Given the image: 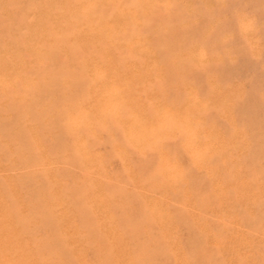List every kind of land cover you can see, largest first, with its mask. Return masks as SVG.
<instances>
[{"label":"rangeland","instance_id":"rangeland-1","mask_svg":"<svg viewBox=\"0 0 264 264\" xmlns=\"http://www.w3.org/2000/svg\"><path fill=\"white\" fill-rule=\"evenodd\" d=\"M40 1L34 0V4L32 0H0V48L5 40L20 45L24 39H35L38 35L36 38L42 36L43 41L45 38L49 41L55 36L54 22V26L51 23L49 26L33 28L36 20L39 22L47 18L57 20L51 12L49 16L45 15L46 7L49 2L52 3V0ZM74 1H61L69 5L64 4V11H60L57 17L66 18ZM93 1L97 4L95 8L97 14L105 16L107 20L113 15L124 14L121 15L124 16V21L120 29L111 30L110 25L104 26L105 30L102 31L106 34L102 33L104 37L101 43L106 45L113 37L115 48L112 52L115 61L117 65H126L127 72L126 68H123V74L109 75L115 76L116 82L127 84V87L114 94L105 86L102 90L94 91L95 93L92 91V94L88 88L94 82L92 76L94 74H28L35 79L38 86L36 90H40H37L39 96L36 94L27 97L29 102L31 100L35 102V110L34 107L29 110L32 112L31 115L27 112L28 107L18 105L11 97L12 101L8 99L9 96L5 95L6 98L2 93V96L0 94V183L4 184H0V201L3 207L11 212L19 211V207H26L22 221L15 225L14 230L9 228V232L12 233L31 221L32 224L26 230L28 233L26 235L29 237L25 240L28 243L23 241V250L36 255L42 248L44 254L54 257L52 264H264V0H107L105 3L101 0ZM57 3L60 2L53 0V4ZM39 11L41 14L44 13L42 14L44 17H41V14L37 15ZM7 12L8 14L10 12L11 16L7 15ZM93 13L96 14L94 11ZM101 24L105 25L106 22L102 20ZM77 26L72 20L70 23L65 22L63 34H66V38L54 37L57 43L68 46L70 57L74 58L82 53L79 49L76 51L73 48L75 47L73 36L79 31ZM19 28L24 29L21 31ZM45 28L48 30L46 31ZM79 29L81 32L79 31L78 35H87L86 42L83 40V46L89 47L93 41L92 32L85 24ZM73 32L75 33L72 34ZM42 33L49 34L50 38ZM100 34L98 32L99 36ZM27 46L29 45L23 46L25 51L23 47L20 48L22 55H20L21 61L16 65L18 69H26L28 61L33 59V55L30 54L33 50ZM49 52L51 55H58L55 49L51 48ZM132 66L133 69L141 70V74H130ZM150 69H152L150 74H143ZM49 76L71 80V85L76 80L72 85L75 93L72 95L71 108L76 117L79 116V122H82L77 128L75 126L74 128L72 123H68L69 118L65 116L68 102L63 96L67 90L66 85L62 86V83L56 81L49 85L46 82ZM110 92L113 95L109 94ZM89 94L92 99L89 98ZM94 94H97L96 98ZM84 95L86 98L83 97ZM87 97L89 101L95 103H91L89 122L85 123L82 121L84 118L82 113L85 107L84 100H88ZM101 98L104 102L99 101ZM50 103H56L55 107L57 106L56 110H58L48 108L47 112L46 107ZM104 103H107V108ZM109 103L113 105L110 106ZM116 105L117 107H114ZM23 107L26 108V116L30 115L34 120L29 117H24L23 120L26 114ZM109 108L119 109L110 112ZM138 113L140 116L137 117ZM20 115H22L21 123L18 120ZM41 115H44L45 119H42L44 116ZM134 118H137L136 121ZM27 122L30 123V127ZM34 126L37 127L36 130ZM142 126L145 128L143 132ZM147 129L150 136L146 135ZM78 130L81 131L77 132ZM187 133H191L186 137L188 140L185 138ZM11 134L15 135V138ZM193 135L198 138L197 142ZM76 136L83 139L82 146L76 142ZM35 138L40 139L42 143L40 150L35 146ZM192 138L195 140L192 141ZM4 140L6 141L3 144ZM51 140L54 142L51 143ZM157 140L161 141L157 143ZM153 141H156V145H151ZM142 143L148 146L145 147ZM32 146L33 150L30 149ZM83 150L91 152V165L81 160ZM161 151L165 154H161ZM198 151L199 153L196 154ZM41 152L39 160L36 156L38 157ZM51 154L53 155L50 156ZM31 156H33L32 162L29 160ZM45 156H49L52 165L42 168V157ZM55 156L57 158H54ZM166 160H171L176 170L169 165L170 161L167 163ZM24 161L27 163L24 164ZM166 163L168 168L165 166ZM64 164L67 166L64 167ZM14 165L23 169H18ZM158 165H160L159 172L156 170L159 168ZM12 167L18 169L16 175L19 177L15 175V178L16 170H12L14 169ZM155 170L157 172H153ZM151 172H153L152 176ZM157 173L162 175L164 173V180L159 174L163 181H157L159 179ZM62 174L63 176H60ZM30 176L32 179H29ZM37 176L42 178L36 179ZM152 177L155 180L151 182ZM148 181L151 184L148 185ZM40 183L42 186L49 185L43 189ZM36 184L37 187L40 186L39 191L37 190L40 195L38 193V198L34 199ZM19 186L28 188L19 189ZM25 191L34 193V198L30 192L28 193L32 197L27 192L24 193ZM5 193L8 195L5 196ZM55 193L64 199V203L50 210L48 205ZM39 197L45 202H41ZM37 201L39 204H45L44 207L42 205L43 211ZM11 203L14 204L9 205ZM30 203L36 204L33 207L30 205L31 210L28 207ZM153 206L158 208L155 209ZM37 209L41 210L40 214ZM148 209L150 212L147 211ZM26 211L32 215V218H29L30 215L28 216ZM32 211L34 214L38 213L39 217L31 214ZM152 213L165 215L162 216L165 218L164 225L155 224L156 220L153 219L155 216ZM25 215L28 218L24 217ZM42 215L47 219L42 224L44 222L47 224L49 219L52 223L51 225L49 222L50 227L48 224L41 226V228L45 226V231L39 228L41 222H37L44 220H39ZM149 216L153 218L149 219ZM80 219L83 221L80 222ZM52 220L55 223L61 221L56 223L59 229ZM19 224L22 226H18ZM33 224L37 226H32ZM70 224L77 229L75 242H72V237L68 233ZM48 228L56 232L48 234L51 231ZM29 229H34L33 234L36 232V236H32V231L29 233ZM37 233L38 235L43 233L44 240L37 236ZM30 237L36 241L29 240ZM37 237L41 240L38 241ZM55 240L56 243L53 244ZM58 240L63 246L59 245ZM32 241L36 246L32 245ZM46 241L49 242L45 243ZM148 244L150 245L147 246ZM30 246H33L32 250H28ZM44 247L51 251L44 252ZM142 248L146 252L149 250L151 256ZM141 254H144L143 257L139 256Z\"/></svg>","mask_w":264,"mask_h":264},{"label":"bare ground","instance_id":"bare-ground-1","mask_svg":"<svg viewBox=\"0 0 264 264\" xmlns=\"http://www.w3.org/2000/svg\"><path fill=\"white\" fill-rule=\"evenodd\" d=\"M33 2L32 3H34L35 4V2H34V0H32ZM36 1V0H35ZM40 1V0H39ZM55 2H56V0H54ZM58 2H60V3H57V4H53V0H52V3H48V5H47V7H46V16H49V13L51 12V13H53L54 14V17L55 18H57V20H52V19H48L47 17V19H44L43 21H42V19H41V21L39 22V20H36L34 23H33V28H35V27H37L38 26V28H39V26H43V27H45V26H49V24H53V22L56 24H53V26L55 25V29L53 28V26H51L53 29H54V31H53V33H55V38H60V37H64L65 36V38H66V34H63V32H64V30H65V27H64V23L65 22H67V23H70L71 22V20H72V22H75V24H76V26L77 25H79V26H77L78 27V30L81 32V29H79V27L81 26V25H86V27L92 32V38H93V41H92V43L90 44V46L89 47H85V46H83V40H85V42H86V37H87V35L85 34V35H78V34H80L79 33V31H78V33H75V32H73L72 34H74L75 33V35L73 36L74 37V39L75 40H73V44H74V46L75 47H73V48H75V50L77 51V49H79L82 53L78 56V57H70V49L68 48V46L67 45H65V44H63V43H57L56 41V39L54 38V37H51V39L49 40V41H46V38H45V41H43L42 39L44 38V37H40V38H36V37H38V36H36L35 37V39H28V40H25L24 38H22V36H21V39L23 40L24 39V41H22L21 42V44H22V46H21V44L20 45H17V44H13V43H11V42H6V40L4 41V44L1 46V48H0V94L2 93L4 96L5 95H7V96H9L8 97V99H14L17 103H18V105H21V106H26V107H28L27 108V112H29L30 113V115H31V111H29L30 110V108L31 109H33V107H34V105H35V102L33 101L32 102V100L29 102L28 100H27V97L30 95H36V94H38L37 96H39V93H38V91L37 90H39V89H37L36 90V88L38 87L37 86V84H36V82H35V79L33 78V77H31V76H29L28 74H94V75H92L93 76V79H94V82H93V84L88 88V91L90 90L91 92L93 91H96V90H102V88L103 87H108L107 89L109 90V91H111L112 93H114V92H116V91H118V93H119V91H121V90H125L126 89V85L127 84H125V85H123V84H121V83H118V82H116V77L115 76H113V75H109V74H123V71L124 70H122L123 68H126V72H127V66L125 65V66H123V65H117V63H116V61H115V58H114V55H113V49L115 48L114 47V42H113V40H112V38L113 37H111L112 36V34L110 35V37H111V40L106 44V45H102V43H101V40H103V37L104 36H102V33H105V32H103L102 30H105V28H104V26H109L110 27V29L111 30H118V29H120L121 27H122V25H123V19H124V16H121V15H124V14H117L116 16H114L113 15V17H111V18H109L108 20L106 19V17L105 16H103V15H99V14H97V12L95 11V8L97 7V4L96 3H94V1L93 0H75L74 2H73V4L71 5V3H70V5H71V7H70V12H69V14L68 15H66L67 17L66 18H58L59 17V13H60V11H64L63 9L65 8V7H63V5L64 4H66V3H62L61 1H63V0H61V1H59V0H57ZM103 3H105L107 0H101ZM65 2V1H64ZM96 2V1H95ZM13 3H14V1H13ZM40 3H41V1H40ZM68 3H69V1H68ZM67 3V4H68ZM66 4V5H67ZM69 5V4H68ZM6 6V5H5ZM32 6H33V4H32ZM36 7H37V2H36V5H35ZM34 6V7H35ZM4 7V6H3ZM11 7V6H10ZM69 7V6H68ZM66 8H67V6H66ZM4 9H6L5 7H4ZM33 7H32V14H33ZM41 9H42V7H41ZM8 10V9H7ZM29 11V12H30ZM40 11H42V10H40ZM40 11H39V14H37V15H40L41 13H40ZM93 11L96 13L95 15H94V13H93ZM5 13H6V11H4ZM30 12V13H31ZM67 12H68V10H67ZM118 12V11H117ZM116 12V13H117ZM4 13V14H5ZM29 13V14H30ZM13 14V13H12ZM28 14V13H27ZM42 14H44V13H42ZM42 14H41V17H44V16H42ZM7 15H9V16H11L10 15V12H9V14H8V12H7ZM57 15H58V17H57ZM28 16V15H27ZM30 16H32V15H30ZM29 16V17H30ZM34 17H35V13H34ZM33 16H32V18H34ZM27 20L29 19V18H26ZM25 19V20H26ZM36 19H39V18H36ZM11 20V19H10ZM9 20V21H10ZM24 20V21H25ZM102 20H104L105 22H106V24L104 25H102L101 24V21ZM22 21V20H21ZM137 21V20H136ZM25 23H27V24H29L28 22H25ZM32 23V22H31ZM19 25V24H18ZM22 25H24L23 23H22ZM30 25V24H29ZM11 27V26H10ZM76 27V28H77ZM26 30H27V28H26V26L24 27ZM24 28H22V29H24ZM13 29V28H12ZM18 29V28H17ZM20 29V28H19ZM22 29H20L21 31H22ZM30 29L32 30V28L30 27ZM46 29V28H45ZM19 30V31H20ZM29 30V29H28ZM38 30H40V29H38ZM48 30V28L46 29V31ZM24 31V30H23ZM36 31H37V29H36ZM41 31V30H40ZM10 32V31H9ZM31 32V31H30ZM29 32V33H30ZM38 32V31H37ZM42 32H44V31H42ZM98 32H100L101 34H100V36L98 35ZM13 33V32H12ZM11 33V34H12ZM17 33H18V31H17ZM22 34V33H21ZM25 34V33H24ZM33 34V33H32ZM39 34H41V32L39 33ZM43 34V33H42ZM71 34V35H72ZM106 34V33H105ZM13 35V34H12ZM43 35H45V33L43 34ZM46 35H48L47 37H49V34H46ZM45 35V36H46ZM19 36V35H18ZM32 36V35H31ZM89 36V35H88ZM24 37H26V36H24ZM71 36L69 35L68 36V38H70ZM27 38V37H26ZM50 38V37H49ZM49 38H47V39H49ZM21 41V40H20ZM88 41V40H87ZM84 42V43H85ZM87 43H90V42H87ZM86 43V44H87ZM85 44V45H86ZM26 45H29V46H27L28 48H32V50H33V52L32 53H30L31 55H33L32 57H33V59H31V61H28V66L26 67V69H21V68H17V64H19V63H17V62H19V61H21V56L20 55H22L20 52H21V47H23V46H26ZM26 47V48H27ZM25 47H23V49H24ZM28 48H27V50H28ZM51 48L52 49H55V51L57 52V54L58 55H54V54H50V50H51ZM139 49V48H138ZM24 51H25V49H24ZM54 51V50H53ZM23 53V52H22ZM29 53V52H28ZM28 53H26V55L28 54ZM29 55V54H28ZM26 57V56H25ZM153 59H154V57H153ZM24 61H26V60H24ZM23 62V61H22ZM21 62V63H22ZM25 63V64H26ZM151 63V62H150ZM23 65V64H22ZM146 65H147V63H146ZM26 66V65H25ZM146 67V66H145ZM130 68H132V71H131V73L130 74H141V70H138V68L136 69V68H134L133 69V66L132 67H130ZM151 71H152V69H150L149 71H145L143 74H150L151 73ZM10 74H17V75H15V76H11ZM45 76V75H44ZM59 77H61V76H59ZM63 77V76H62ZM90 78H91V76H89ZM71 79H72V77H71ZM38 80V79H37ZM44 80V79H43ZM119 80V79H118ZM57 82V83H59V84H61L62 86H65L66 88H67V90H66V93L64 94V99L68 102V104L66 105V107H67V109H66V112H65V116L66 117H68L69 118V122L68 123H72L73 124V127L75 126L76 128H77V126H80V124L82 123L81 121L79 122V116H78V118L76 117V115H75V113L73 112V109L71 108L72 106L71 105H73L72 104V101H73V93H75V90L73 89V87H72V85H73V83H76V80H74V82L72 83V85H71V80H66V78H57V79H55L54 77H52V76H49V78H47V80H46V82L50 85V83L51 84H53L54 82ZM39 82H41V81H39ZM123 82H125V81H123ZM56 83V84H57ZM65 84V85H64ZM38 85H40L39 83H38ZM44 85V84H43ZM42 86V85H41ZM52 86V85H51ZM51 86H49V89L51 88ZM149 86V85H148ZM44 87H45V85H44ZM43 88V86L41 87V90H43L42 89ZM80 88V87H79ZM46 89H47V87H46ZM87 89V88H86ZM104 89H106V88H104ZM40 91V90H39ZM91 92H89V93H91ZM93 92H92V94H93ZM105 92H107V91H105ZM109 93V94H112V93ZM95 93V92H94ZM98 93V92H97ZM2 94H1V96H2ZM42 93H40V95H41ZM46 94V93H45ZM52 94V93H51ZM57 94V93H56ZM99 94V93H98ZM114 94H117V93H114ZM47 95V94H46ZM49 95V94H48ZM90 95V94H89ZM88 95V96H89ZM95 95V94H94ZM93 95V96H94ZM97 95V94H96ZM96 95H95V97L94 98H96ZM103 95V94H102ZM106 95H107V93H106ZM113 95V94H112ZM7 96H5L6 98H7ZM104 96H105V94H104ZM109 96H111V95H109ZM108 96V97H109ZM142 96V95H141ZM11 97V98H10ZM81 97V96H80ZM83 97H85L86 98V96L84 95ZM100 97V96H99ZM103 97V96H102ZM117 97V96H116ZM144 97V96H143ZM30 98H34L35 99V97H30ZM40 98H41V96H40ZM53 98V97H52ZM82 98V97H81ZM89 98L90 99H92L91 98V95L89 96ZM110 98H112L113 99V97H110ZM109 98V100L110 101H112L111 99ZM5 99V98H4ZM12 99H11V101H12ZM76 99V98H75ZM74 99V100H75ZM84 99V98H83ZM87 99H88V97H87ZM104 99H106V98H104ZM108 99V98H107ZM86 100V99H85ZM84 100V102H85V107L83 108V113H82V115H83V117L84 118H82V121L84 122L85 121V123H88L89 122V113H90V111H91V103H93V102H91V101H89V99L88 100H86L85 101ZM97 100H98V98H97ZM108 100V101H109ZM122 100V99H121ZM125 100V99H124ZM8 101V100H7ZM47 101V100H46ZM99 101H103L104 102V100L101 98V100L99 99ZM98 101V102H99ZM115 101V100H114ZM83 102V101H82ZM97 102V101H96ZM7 103H10V102H7ZM41 103V102H40ZM95 103V102H94ZM93 103V104H94ZM114 103V102H113ZM113 103L111 104V103H109L110 104V106L111 105H113ZM37 104V103H36ZM44 104V103H43ZM56 104V103H55ZM55 104H51L50 103V105L48 106V107H46L47 108V112H48V108L51 110V109H54V110H56V107H55ZM17 105V104H16ZM38 105V104H37ZM65 105V104H64ZM101 105V104H100ZM99 105V106H100ZM107 105V103H104V106H106ZM122 105V104H121ZM120 105V106H121ZM125 105H126V103H125ZM46 106V105H45ZM98 106V107H99ZM104 106L102 107L103 109H104ZM108 106V105H107ZM107 106H106V108H107ZM118 106H119V103H118ZM129 106V105H128ZM136 106H137V104H136ZM43 107V106H42ZM74 108H76L75 106H73ZM114 107H117V105L116 106H114ZM122 107H124V106H122ZM20 108V107H19ZM24 109H25V116H23V120H24V117H29V119H31L32 118V116L30 117V115L29 116H26L27 115V112H26V108L25 107H23ZM35 108L36 107H34V110H35ZM58 108V107H57ZM101 108V107H100ZM112 108V107H111ZM120 108V107H119ZM118 108V109H119ZM125 108V107H124ZM123 108V109H124ZM126 108H127V105H126ZM129 108V107H128ZM41 109V108H40ZM77 109H78V106H77ZM110 109V108H109ZM117 109V108H116ZM116 109H114L115 111H116ZM117 109V110H118ZM39 110V108H37V111ZM44 110H46V109H44ZM49 110V111H50ZM58 110V109H57ZM56 110V111H57ZM79 110V109H78ZM77 110V111H78ZM93 110V109H92ZM113 110V109H112ZM111 109H110V112L112 111ZM114 110H113V112H114ZM36 111V112H37ZM80 111V110H79ZM78 111V112H79ZM35 112V111H34ZM35 112V113H36ZM43 112V111H42ZM42 112H38V114H42ZM121 112V111H120ZM120 112H118V114L120 113ZM77 113V112H76ZM106 113H107V111H106ZM109 113V112H108ZM43 114H45V113H43ZM61 114V113H60ZM80 114V113H79ZM123 114V113H122ZM125 114V113H124ZM134 114V113H133ZM15 115H16V113H15ZM22 115H24V113H22ZM22 115H20V119H18V120H20V123L22 122L21 120V116ZM37 115V114H36ZM35 115V116H36ZM46 115V114H45ZM91 115V114H90ZM126 115V114H125ZM128 115V114H127ZM132 115V114H131ZM135 115V114H134ZM140 116V114L138 113V114H136V116ZM163 115V114H162ZM41 116H44V115H41ZM81 116V115H80ZM137 116V117H138ZM142 116V115H141ZM5 117V116H4ZM16 117V116H15ZM37 117V116H36ZM61 117V116H60ZM116 117H118V115L116 116ZM122 117V116H121ZM128 117V116H127ZM33 118H34V116H33ZM39 118V117H38ZM38 118H37V120H38ZM51 118H53L52 116H51ZM129 118V117H128ZM12 119V118H11ZM11 119H8L9 121H11ZM25 119H27V118H25ZM40 119V118H39ZM42 119H45V116H44V118H42ZM110 119H111V117H110ZM117 119V118H116ZM122 119V118H121ZM127 119V118H126ZM129 119H131V118H129ZM137 119V118H136ZM136 119L134 118V120L136 121ZM140 119V118H139ZM144 119V118H143ZM149 119V118H148ZM7 120V119H6ZM31 120H34V119H31ZM60 120V119H59ZM91 120V119H90ZM93 120V119H92ZM113 120V119H112ZM133 120V119H132ZM142 120V119H141ZM14 121V120H13ZM27 121H30V120H27ZM40 121V120H39ZM49 121H50V118H49ZM62 121V120H61ZM117 121H119V120H117ZM123 121H125V120H123ZM131 120H129V123H131L130 122ZM135 121H133V122H135ZM152 121V120H151ZM175 121V120H174ZM31 122V121H30ZM33 122V121H32ZM31 122V123H32ZM35 122V121H34ZM43 122V121H42ZM46 122V121H45ZM51 122H53V120L51 121ZM128 121L126 120V123H127ZM138 122H139V120H138ZM183 122V121H182ZM1 123V122H0ZM15 123V122H14ZM28 123V126H29V122H27ZM116 123V122H115ZM119 123V122H118ZM122 123V122H121ZM120 123V124H121ZM124 123V122H123ZM141 123V122H140ZM144 123V122H143ZM148 123V122H147ZM146 123V124H147ZM158 123V122H157ZM181 123V122H180ZM7 124H9V123H7ZM11 124V123H10ZM25 125H26V123H24ZM34 124H37V123H34ZM43 124V123H42ZM47 124H48V122H47ZM46 124V125H47ZM66 124V123H65ZM135 124H138L137 122H135ZM3 125V124H2ZM51 125V124H50ZM67 125V124H66ZM125 125V124H124ZM134 125V124H133ZM142 125V124H141ZM150 125H151V123H150ZM153 125V124H152ZM181 125H182V123H181ZM7 126V125H6ZM27 126V125H26ZM26 126H25V128H26ZM38 126H40V125H38ZM88 126V125H87ZM122 126V125H121ZM127 126V125H126ZM137 126V125H136ZM147 126V125H146ZM154 126H156L155 124H154ZM153 126V127H154ZM178 126V125H177ZM241 126V125H240ZM4 127V126H3ZM30 127V126H29ZM35 127V130L37 129V127L36 126H34ZM45 127H47V126H45ZM74 127V128H75ZM86 126L84 125V128H85ZM122 127H124V126H122ZM157 127V126H156ZM161 127V126H160ZM185 127L187 128V126L185 125ZM18 128V127H17ZM80 128V127H79ZM78 128V129H79ZM83 127H81V129H82ZM140 128V127H139ZM142 128H143V130H142ZM150 128H151V126H150ZM26 129H28V131H29V128L27 127ZM86 129H88V128H86ZM126 129V128H125ZM131 129V128H130ZM138 129V128H137ZM144 127L142 126L141 127V130H142V132L144 131ZM149 129V128H148ZM148 129H147V131H146V133L147 132H149L148 131ZM14 130H16V129H14ZM84 130V129H83ZM82 130V131H83ZM155 130V129H154ZM159 130V129H158ZM179 130V129H178ZM181 130V129H180ZM4 131H5V129H4ZM13 131V130H12ZM25 131V130H24ZM65 131V130H64ZM81 130H78L77 132H80ZM126 131V130H125ZM130 131V130H129ZM156 131V130H155ZM2 133H3V130L1 131ZM14 132V131H13ZM20 132H22V130L20 131ZM30 132V131H29ZM84 132V131H83ZM137 132V131H136ZM135 132V133H136ZM139 132H140V130H139ZM138 132V133H139ZM175 132H176V129H175ZM16 133V132H15ZM39 133H40V131H39ZM56 133V132H55ZM129 133H131V131L129 132ZM128 133V134H129ZM137 133V134H138ZM172 133H174V132H172ZM195 135H197L195 132H193ZM21 134H23V133H21ZM25 134V133H24ZM29 134H31V133H29ZM33 134H34V132H33ZM58 134H59V132H58ZM58 134L56 135V136H58ZM74 134V133H73ZM72 134V135H73ZM145 134V133H144ZM150 134H151V131H150ZM189 134H191V133H187L186 134V136H185V138L189 135ZM2 135V134H1ZM9 135H10V133H9ZM11 135H13V134H11ZM26 135V134H25ZM28 135V134H27ZM32 135V134H31ZM40 135V134H39ZM42 135V134H41ZM76 135V134H75ZM82 135V134H81ZM140 135V134H139ZM147 136L149 135V133H147L146 134ZM152 135H153V133H152ZM154 135H155V133H154ZM158 135V134H157ZM2 136H4V134L2 135ZM6 136H8V134L6 135ZM15 135H13V137H14ZM29 136V135H28ZM34 136V135H33ZM45 136V135H44ZM62 136V135H61ZM132 136V135H131ZM141 136V135H140ZM139 136V137H140ZM150 136V135H149ZM9 137H11V136H9ZM24 137V136H23ZM47 137V136H46ZM75 137V136H74ZM143 137V136H142ZM159 136H157V138H158ZM164 137H165V135H164ZM190 137H192V136H190ZM193 137H194V135H193ZM4 138V137H3ZM15 138V137H14ZM16 138H17V136H16ZM29 138H32V137H29ZM34 138V137H33ZM45 138V137H44ZM48 138V137H47ZM55 138V137H54ZM53 138V139H54ZM141 138V137H140ZM153 139H156L155 137H152ZM194 138H196L197 140H195ZM194 138H192L193 140L192 141H198V138L195 136ZM8 139V138H7ZM49 139V138H48ZM47 139V140H48ZM51 139H52V137H51ZM76 142L78 143L79 142V144H81L80 146H82L83 145V139L82 138H80V137H77L76 136ZM90 139V138H89ZM136 139V138H135ZM164 139H166V138H164ZM187 140H188V138H186ZM9 140H11V139H9ZM18 141H19V139H17ZM30 140V139H29ZM55 140V139H54ZM57 140V139H56ZM55 140V141H56ZM74 140V139H73ZM140 140V139H139ZM147 140H149V139H147ZM152 140V139H151ZM161 140H163V139H161ZM161 140H159V141H161ZM187 140H186V142H187ZM6 140H4V141H2L3 142V144H4V142H5ZM15 141V140H14ZM32 141V140H31ZM43 141V140H42ZM52 141L53 140H51V143H52ZM135 142L136 141H138V140H134ZM145 141V140H144ZM143 141V142H144ZM158 140H157V143L159 142ZM16 142V141H15ZM54 142V141H53ZM154 142V141H153ZM156 142V141H155ZM151 143V145H156V143ZM165 142V141H164ZM19 143V142H18ZM34 143H35V146H36V148L38 149V150H40L41 149V146H42V143H41V141H40V139H37V138H35L34 139ZM44 143V142H43ZM140 143V142H139ZM138 143V145L140 146V144ZM146 143L147 144H150V142L148 143L147 141H146ZM188 143H190V142H188ZM187 143V144H188ZM195 143V142H194ZM7 144V143H6ZM5 144V145H6ZM31 144V143H30ZM54 145H55V143H53ZM53 144H51V145H53ZM89 144V143H88ZM143 144V143H142ZM145 144V143H144ZM143 144V145H144ZM5 145H3V146H5ZM48 145H50V144H48ZM150 145V146H151ZM189 145V144H188ZM13 146H14V144H13ZM24 146V145H23ZM35 146H34V148H35ZM148 145H146L145 144V147H147ZM150 146L148 147V148H150ZM159 146H160V144H159ZM158 146V148H161L162 150H163V145H162V147H159ZM187 146V145H186ZM191 146V145H190ZM192 146H193V144H192ZM191 146V147H192ZM8 147V146H7ZM18 147V146H17ZM49 147V146H48ZM63 147V146H62ZM143 147V146H142ZM22 148V147H21ZM27 148V147H26ZM26 148H25V150H26ZM33 148V146L30 148V149H32ZM35 148V149H36ZM84 148V147H83ZM82 148V149H83ZM86 148V147H85ZM139 148V147H138ZM155 149L157 148L156 146L154 147ZM189 148V147H188ZM193 149L195 148V147H192ZM28 149V148H27ZM141 149V148H140ZM147 149V148H146ZM160 149V150H161ZM8 150H9V148H8ZM18 150V149H17ZM33 150V149H32ZM159 150V151H160ZM165 150V149H164ZM197 150V149H196ZM21 151H23V150H21ZM47 151V150H46ZM158 151V152H159ZM201 151V150H200ZM31 152H34V151H31ZM48 152H49V150H48ZM52 152H53V150H52ZM58 152V151H57ZM56 152V153H57ZM12 153V152H11ZM19 153V152H18ZM35 153V152H34ZM37 153V152H36ZM40 153V152H39ZM38 153V154H39ZM50 153V152H49ZM55 153V152H54ZM81 153V152H80ZM83 154H81L82 155V159L81 160H83V161H87L88 162V164H92L91 163V159H92V154H91V152H88L87 150H83V152H82ZM161 154H163L162 153V151L160 152ZM197 153H199V151L198 152H196V154ZM79 154V153H78ZM105 154V153H104ZM165 154V153H164ZM168 154V153H167ZM14 155V154H13ZM16 155V154H15ZM17 155H19V154H17ZM16 155V156H17ZM30 155H37V154H32V153H30ZM42 155V152H41V154L40 155H38V157L36 156V158H40L39 156H41ZM53 154H51L50 156H52ZM169 155V154H168ZM58 156V155H57ZM79 156H80V154H79ZM160 156V155H159ZM14 157V156H13ZM22 157V156H21ZM29 157V156H28ZM32 157L33 156H31V158H29V160L32 162ZM81 157V156H80ZM162 157H163V155H162ZM161 157V159H163ZM168 157H170V156H168ZM167 157V158H168ZM18 158V157H17ZM23 158H25V156L23 157ZM27 158V157H26ZM43 159H42V168H44L46 165H52V161H51V159L49 158V156H45V157H42ZM53 158V157H52ZM54 158H57L56 156L54 157ZM60 158V157H59ZM165 158H166V156H165ZM164 158V159H165ZM163 159V160H164ZM170 159V158H169ZM10 160V159H9ZM14 161H15V157H14V159H13ZM18 160H21V159H18ZM25 161H26V159H24ZM28 160V159H27ZM29 160H28V162H29ZM33 160H35L34 158H33ZM40 160V159H39ZM59 160V159H58ZM23 161V160H22ZM24 161V164H26L27 162H25ZM167 161V160H166ZM170 161V164L169 165H171L172 166V162H171V160H169ZM169 161H167V163H169ZM34 162V161H33ZM37 162V161H36ZM58 162V161H57ZM84 162V163H85ZM164 162V161H163ZM160 163V162H159ZM158 163V164H159ZM167 163H166V167H167ZM13 164H15V163H13ZM13 164H12V166H13ZM113 164V163H112ZM7 165V164H6ZM17 165V164H16ZM16 165H14V166H16ZM20 165H21V163H20ZM31 165H32V163H31ZM37 165V164H36ZM162 165V164H161ZM23 166V165H22ZM65 166H67V165H65L64 164V167ZM77 166V165H76ZM163 166H164V164H163ZM165 166H164V168H165ZM17 168L18 167H20V166H16ZM57 167V166H56ZM58 167H59V165H58ZM64 167H61V168H64ZM158 169H156L157 171L160 169V165H158ZM173 167V166H172ZM12 168H14V169H12V170H16L15 169V167H12ZM60 168V167H59ZM162 168V167H161ZM164 168L162 169V171L164 170ZM168 168V167H167ZM174 168V167H173ZM172 168V169H173ZM18 169H23V167L22 168H18ZM17 169V170H18ZM25 169H26V167H25ZM49 169V168H48ZM47 169V170H48ZM57 169V173H58V168H56ZM67 169V168H66ZM171 169V168H170ZM175 169V168H174ZM7 170V169H6ZM17 170L15 171V174H14V176L16 175V172H17ZM64 170V169H63ZM63 170H62V172H63ZM153 171V172H157V171ZM176 170V169H175ZM178 170V169H177ZM236 170V169H235ZM161 171V172H162ZM168 172H169V170H167ZM20 172V171H19ZM153 172H151V176L153 175ZM159 172V171H158ZM160 172V173H161ZM176 172V171H175ZM11 173V172H10ZM27 173V172H26ZM67 173H68V169H67ZM74 173H75V171H74ZM160 173H157L158 174V176H159V174ZM171 173V172H170ZM173 173V172H172ZM8 174V173H7ZM12 174V173H11ZM18 174V173H17ZM25 174V173H24ZM43 174H45V171L43 170ZM59 174H61L60 172H59ZM58 174V175H59ZM64 174V173H63ZM63 174L62 175H60V176H63ZM76 174V173H75ZM88 174V173H87ZM2 175V174H1ZM13 175V174H12ZM19 175H21V173L19 174ZM65 175V174H64ZM82 175V174H81ZM154 175H156V174H154ZM160 175H162V174H160ZM17 176V175H16ZM16 176H15V178H16ZM27 176V175H26ZM29 176V175H28ZM43 176V175H42ZM67 176V175H66ZM65 176V177H66ZM150 176V175H149ZM163 180H164V173H163ZM17 177H19V176H17ZM23 177V175L21 176V178ZM40 178H42L41 176H39ZM39 177L37 176L36 177V179H39ZM79 177V176H78ZM83 177V176H82ZM26 178V177H25ZM29 178V177H28ZM76 178V177H75ZM153 178V177H152ZM159 179L161 178L160 176L158 177ZM18 179H20V178H18ZM29 179H32V177L30 176V178ZM48 179V178H47ZM60 179H62V178H60ZM64 179V178H63ZM67 179V178H66ZM157 180V181H163V180ZM16 181H17V179H15ZM24 180V179H23ZM40 180V179H39ZM150 180H151V178H150ZM155 180V178H153V180H151V182L152 181H154ZM21 181V180H20ZM28 181V182H27ZM27 181H24L25 183L27 182V183H29V180H27ZM31 181V180H30ZM37 181V180H36ZM1 182V181H0ZM18 182V181H17ZM37 182H39V181H37ZM48 182V181H47ZM46 182V183H47ZM50 182V181H49ZM74 182V181H73ZM7 183V182H6ZM31 183H32V181H31ZM71 183V182H70ZM156 183H158V182H156ZM155 183V184H156ZM0 184H2V183H0ZM9 184V183H8ZM20 184H23V183H20ZM30 184V183H29ZM33 184V183H32ZM149 184H151L149 181H148V185ZM153 185H154V182L152 183ZM2 185H4V184H2ZM6 185V184H5ZM19 185V184H18ZM49 185V184H48ZM48 185H46L45 184V186H48ZM64 185H65V183H64ZM63 185V186H64ZM74 185V184H73ZM40 186H42L41 185V183H40ZM40 186L38 185V187L40 188ZM45 186H42L43 187V189H44V187ZM70 186H72V184L70 185ZM1 187V186H0ZM4 187V186H3ZM20 187L22 188H24V189H27V188H25L24 186H19V189H20ZM32 187H34V185H32ZM36 187H37V184H36ZM36 188V194H34L35 195V198H34V195L30 192V191H28V192H30L32 195H33V198L34 199H36V197L38 198V196L40 195V193H39V195H38V193H37V190L39 189V188ZM42 187H41V189L40 190H42ZM66 187H67V185H66ZM5 188V187H4ZM31 188V187H30ZM46 188H48L49 189V187H46ZM46 188H45V192L47 191L46 190ZM63 188H65V187H63ZM33 189V188H32ZM32 189H30V190H32ZM35 189V188H34ZM10 189H8V191H9ZM12 190V189H11ZM68 190H69V188H68ZM33 191V190H32ZM39 191V190H38ZM65 191V190H64ZM72 191V190H71ZM3 192V191H2ZM6 192V191H5ZM27 191H25L24 193H26ZM27 192V193H28ZM42 192V191H41ZM68 192V191H67ZM67 192H65L66 194H67ZM81 192V191H80ZM4 193V192H3ZM9 193V192H8ZM43 193V192H42ZM69 193H70V191H69ZM72 193V192H71ZM13 194V193H12ZM11 194V195H12ZM22 194V193H21ZM29 194V193H28ZM78 194V193H77ZM6 195H8L7 193H5V196ZM25 196H26V194H24ZM49 195V194H48ZM14 196V195H13ZM23 197L24 199H27L26 197L28 196H26V197ZM29 196H31L30 194H29ZM75 196V195H74ZM8 197V196H7ZM32 197V196H31ZM64 197V196H63ZM66 197V196H65ZM67 197H69V196H67ZM30 198V197H29ZM40 199H41V197H39ZM101 198V197H100ZM11 199V198H10ZM103 199V198H102ZM102 199H100L101 201H103ZM243 199V198H242ZM17 200V199H16ZM16 200H14V201H16ZM23 200V199H22ZM29 200V199H28ZM67 200V199H66ZM71 200L72 199H70V202H71ZM157 200V199H156ZM156 200H154V201H156ZM14 201H11V202H14ZM25 201V200H24ZM27 201V200H26ZM30 202H32L31 200H29ZM34 201H36V200H34ZM39 201V200H38ZM38 201H37V203H38ZM48 201V200H47ZM8 202H9V200H8ZM41 202H45V201H42V199H41ZM157 202H158V200H157ZM234 202V201H233ZM28 203V202H27ZM36 203V202H35ZM34 203V204H35ZM36 203V204H37ZM43 203L42 204H39V205H41V207H39V205H38V207L39 208H42V205H43ZM64 203V199L61 197V196H59L57 193H55L54 194V196H53V199H52V201H51V203H49V205H48V208L50 209V210H53L56 206H60V205H62ZM77 203V202H76ZM138 203V202H137ZM12 204H14V203H11V204H9V205H12ZM21 204V203H20ZM20 204H18V205H20ZM32 203H30L29 204V209L31 210V208H30V205H31ZM33 204V205H34ZM35 204V205H36ZM70 204H72V203H70ZM78 204V203H77ZM141 204V203H140ZM139 204V205H140ZM153 204V203H152ZM33 205H31V207H33ZM154 205V204H153ZM156 205H158V203L156 204ZM238 205V204H237ZM14 206V205H13ZM45 206V204L43 205V207ZM71 206V205H70ZM36 207V206H35ZM37 207V208H38ZM155 209H157L158 208V206H157V208L155 207V206H153ZM152 207V208H153ZM14 208H15V206H14ZM20 209H19V211H16L15 209V211L16 212H11L10 210H8L7 208H4L3 207V203L0 201V264H52L53 263V259H54V257L53 256H47L46 254H44L43 253V251H42V248H41V250L39 249V247H37L39 250L37 251V253H36V255H31V254H29V253H26L24 250H23V247H22V243H23V241L27 238V237H29V236H27L26 234H28L27 232H26V230H28L27 228H29L30 227V224H32L31 223V221H29V219H27L29 222V224H26V225H24V226H22V224H19L18 226H22V227H16L17 229L15 230V231H13L12 233H10L9 232V228L11 229H13L14 227H15V225H17V223H19L20 221H22L21 219H22V214H23V212H24V210L26 209V207L24 206L23 208H21V207H19ZM38 208V209H39ZM73 208H75L74 206H73ZM119 208V207H118ZM38 209H37V211H38ZM43 209L44 208H42V211H43ZM12 210H13V208H12ZM76 210V209H75ZM142 210V209H141ZM218 210H220V209H218ZM34 211H36V209L34 210ZM34 211H32V212H30L31 214H34L33 212ZM39 211H41V210H39ZM38 211V212H39ZM45 211V210H44ZM83 211V210H82ZM122 211V210H121ZM148 212H150L149 211V209L147 210ZM154 211V210H153ZM153 211H151V212H153ZM161 211V210H160ZM77 212V211H76ZM91 212H93L92 210H91ZM110 212V211H109ZM156 212H159V211H156ZM16 213V214H15ZM26 213H27V211H26ZM36 213V212H35ZM42 213V212H41ZM161 213H163V214H165L164 212H161ZM28 214V213H27ZM38 214V213H37ZM37 214H34L36 217L38 216ZM39 214H40V212H39ZM44 214V213H43ZM75 214V213H74ZM129 214V213H128ZM163 214H158V213H156V214H153L152 213V215L153 216H155V218H153V216L152 217H150L149 216V219L150 218H153V219H155L156 220V222H155V224H160V225H164V223H165V215H163ZM30 214H28V216H29ZM33 215V218L35 219L36 217ZM78 215V214H77ZM101 215V214H100ZM126 215V214H125ZM149 215V214H148ZM151 215V214H150ZM71 216H73V215H71ZM162 216H164V217H162ZM24 217H26V218H28L26 215L24 216ZM39 217V216H38ZM41 217V216H40ZM44 216L42 215V218H39V220L40 219H44L43 218ZM46 217V216H45ZM76 217V216H75ZM29 218H32V215H30V217ZM33 219V220H34ZM148 219V218H147ZM153 219H151V221H155V220H153ZM32 220V219H31ZM45 220H47V219H44V220H41V221H37V222H41V224H42V222L43 221H45ZM51 219H49L48 221L51 223V221H50ZM34 221H36V219L34 220ZM53 221V220H52ZM83 221V220H82ZM81 221V219H80V222H82ZM131 221V220H130ZM147 221H149V220H147ZM23 222H24V220H23ZM49 222L47 223L48 225H49V227H50V224H49ZM54 222V221H53ZM59 222V221H58ZM58 222H56L57 224H58ZM61 222V221H60ZM59 222V223H60ZM243 222V221H242ZM33 223H35V222H33ZM39 223H38V225H39ZM45 223V222H44ZM43 223V224H44ZM55 222L53 223V224H56ZM36 224V223H35ZM40 224V226H39V228H41V226L43 227V224L41 225ZM47 224H44V225H47ZM56 224V227H58V225ZM259 224V223H258ZM51 225H52V223H51ZM87 225V224H86ZM32 226H37V225H32ZM53 227H54V225H53ZM53 227L51 226V228L53 229ZM123 227V226H122ZM137 227V226H136ZM143 227V226H142ZM161 227V226H160ZM38 228V230H40ZM51 228L49 229V231L51 230ZM158 228V227H157ZM163 228V227H162ZM161 228V229H162ZM166 228H167V226H166ZM36 229V228H35ZM43 231H45L46 229H45V226H44V228H41ZM54 229H55V227H54ZM54 229H53V231H54ZM57 229V228H56ZM58 229H59V227H58ZM57 229V232L59 231ZM14 230V229H13ZM69 231H68V233L71 235V237H72V242H75V240H76V236H77V229L72 225V224H70V226H69V229H68ZM82 230V229H81ZM252 230V229H251ZM32 231V236H36V232L33 234V232H34V229L33 230H31V229H29V233ZM37 231V230H36ZM84 231H85V229H84ZM47 232V231H46ZM55 232H56V230H55ZM55 232H52V230L50 231V232H48V234H51V233H55ZM39 233V232H38ZM38 233H37V236H40V237H42L43 238V236L42 235H44L43 233H42V235H38ZM181 234V233H180ZM56 235V234H55ZM86 235V234H85ZM98 235V234H97ZM46 236V235H45ZM53 236H54V234H53ZM259 236V235H258ZM49 237V236H48ZM83 237H85V236H83ZM38 238L39 237H37V240H38ZM45 238V237H44ZM44 238H43V240H44ZM52 238V237H51ZM55 238V237H54ZM30 239H33L34 240V238H32V237H30L29 238V240ZM47 239H50V238H47ZM98 239H99V237H98ZM150 239V238H149ZM39 240H41V239H39ZM38 240V241H39ZM59 240H61L62 241V239H59ZM59 240H58V243H59V245H61L60 244V242H59ZM97 240V239H96ZM34 241H36V240H34ZM37 241V242H38ZM52 241V240H51ZM33 242V241H32ZM49 241H46L45 243H48ZM25 243L27 244L28 242L25 240ZM25 243L23 244V246L25 245ZM42 243H43V241H42ZM53 244L54 243H56V240L54 241V242H52ZM52 243H51V245H50V248L45 244V246H47L49 249H51V246H52ZM100 243V242H99ZM35 245L36 246V243H32V245ZM44 244V243H43ZM86 244V243H85ZM55 245H57V244H55ZM150 244H148L147 246H149ZM40 246V245H39ZM54 246V245H53ZM58 246V245H57ZM61 246H63V245H61ZM147 246H145V247H147ZM31 248L29 249L28 248V250H32V248H33V246H30ZM41 247V246H40ZM42 247H43V245H42ZM46 247V248H47ZM55 248H56V246H54ZM60 247V246H59ZM143 247V246H142ZM35 248V247H34ZM45 247H44V252H48V251H51V250H49V249H46ZM144 248V247H143ZM142 248V249H143ZM25 249V248H24ZM45 249H46V251H45ZM141 249V250H142ZM147 249V248H146ZM150 249V248H149ZM48 250V251H47ZM141 250H140V252H141ZM144 251H145V249H143ZM35 251V250H34ZM42 251V252H41ZM149 250H147V252H148ZM27 252H29V251H27ZM33 252V251H32ZM114 251L112 250V253H113ZM146 252V251H145ZM144 252V253H145ZM146 252V253H147ZM92 253V252H91ZM66 254H67V252H66ZM147 254H149V256H151V254L148 252ZM147 254H145V256L147 257ZM59 255H60V253H59ZM144 255V254H143ZM143 255L141 254V255H139L140 257H143ZM61 256V255H60ZM139 256L137 257V258H139ZM58 258V257H57ZM93 258H95V257H93ZM93 258H92V260H93ZM149 258V257H148ZM141 259V258H140ZM144 259V258H143ZM142 259V260H143ZM56 260V259H55ZM60 260V259H59ZM90 260V259H89ZM139 260V259H138ZM142 260H140V262L142 261ZM62 261V260H61ZM56 262V261H55ZM96 263V262H95ZM130 264H132V263H130Z\"/></svg>","mask_w":264,"mask_h":264}]
</instances>
